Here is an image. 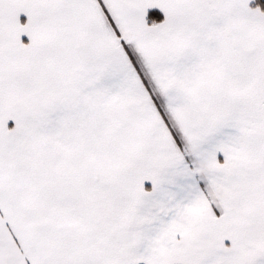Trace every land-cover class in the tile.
Masks as SVG:
<instances>
[{"label": "snow or ice", "instance_id": "snow-or-ice-1", "mask_svg": "<svg viewBox=\"0 0 264 264\" xmlns=\"http://www.w3.org/2000/svg\"><path fill=\"white\" fill-rule=\"evenodd\" d=\"M0 264H264V0H0Z\"/></svg>", "mask_w": 264, "mask_h": 264}]
</instances>
